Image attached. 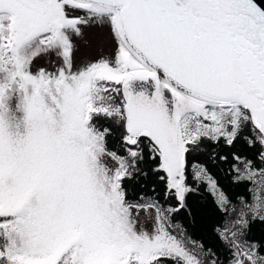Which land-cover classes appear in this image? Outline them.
Segmentation results:
<instances>
[{"label":"snow or ice","instance_id":"6c2138e0","mask_svg":"<svg viewBox=\"0 0 264 264\" xmlns=\"http://www.w3.org/2000/svg\"><path fill=\"white\" fill-rule=\"evenodd\" d=\"M90 27L113 49L77 67ZM205 140L258 144L264 165V0H0V264H218L171 220L197 191L189 168L237 213L220 232L232 264H264L238 242L264 222V167L232 152L233 180L254 185L237 210L189 162ZM149 162L178 208L129 201Z\"/></svg>","mask_w":264,"mask_h":264},{"label":"trees","instance_id":"16d2710c","mask_svg":"<svg viewBox=\"0 0 264 264\" xmlns=\"http://www.w3.org/2000/svg\"><path fill=\"white\" fill-rule=\"evenodd\" d=\"M101 123L107 124L108 122L101 121ZM109 147L118 150L119 141H110ZM201 149L190 155V164L203 165L207 168L209 174L217 181L218 187L226 193L237 210L241 207L242 197L251 203V194L247 189L254 185L251 182L237 183L233 180L236 173L232 166L236 161L232 159L231 154L236 152L238 155L253 160L258 167H264L257 156L259 145L249 148L241 140L234 148H229L224 146L223 141L217 146L216 142L205 140ZM119 150L122 152V149ZM221 156H227L228 159L222 160ZM150 166L151 162L142 165V172L137 174L135 180L129 182V201L133 204L158 203L163 209L178 208L180 202L176 196L167 188L165 181L158 179V176L163 173H153ZM240 167L242 168L243 165ZM191 171L189 168L187 182L197 191L186 197V208H181L178 212L170 214L171 220L173 224L179 225L185 230L191 241L203 245L205 251L210 250L211 254L205 257L206 259H216L218 264H232L235 259L233 253L236 249L221 238L220 232H223L226 226H231L237 213L231 210L221 211L207 182L193 179ZM143 173H147V175ZM238 242L260 245V254L264 255V222L258 219L250 221L249 228L243 236L239 237Z\"/></svg>","mask_w":264,"mask_h":264},{"label":"rangeland","instance_id":"374dc122","mask_svg":"<svg viewBox=\"0 0 264 264\" xmlns=\"http://www.w3.org/2000/svg\"><path fill=\"white\" fill-rule=\"evenodd\" d=\"M74 40L78 47L76 53L77 67H80L82 62L99 58L102 54L109 55L113 49V42L106 28H85L83 36L74 38ZM51 59L56 60L55 57ZM56 63L58 64L59 61H56ZM39 67H45L50 71L54 70V65L49 62L48 57H42L36 61L35 68ZM155 215L154 209L140 210L139 219L141 225L151 230L155 222Z\"/></svg>","mask_w":264,"mask_h":264}]
</instances>
